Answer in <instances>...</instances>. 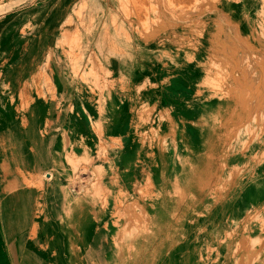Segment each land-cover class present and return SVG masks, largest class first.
Masks as SVG:
<instances>
[{
  "label": "crops",
  "instance_id": "0c3cea01",
  "mask_svg": "<svg viewBox=\"0 0 264 264\" xmlns=\"http://www.w3.org/2000/svg\"><path fill=\"white\" fill-rule=\"evenodd\" d=\"M173 25L185 42V23ZM213 34L204 60L162 36L163 48L145 55L158 64L140 60L133 45L143 42L123 43L129 52L105 35L96 55L103 71L91 76L97 90L81 99L53 62L58 99L41 96L17 113L30 133L1 132L0 143L15 137L10 151L0 145V264H264V71L256 65L264 55L226 58ZM41 56L19 62L24 93L36 72L26 63ZM243 61L250 69H239ZM208 77L224 80L221 89L201 86ZM29 184L46 188L44 212ZM207 250L223 260H208Z\"/></svg>",
  "mask_w": 264,
  "mask_h": 264
},
{
  "label": "rangeland",
  "instance_id": "374dc122",
  "mask_svg": "<svg viewBox=\"0 0 264 264\" xmlns=\"http://www.w3.org/2000/svg\"><path fill=\"white\" fill-rule=\"evenodd\" d=\"M94 1L96 0H0V122L4 125L0 124V136L2 130L10 133L13 131L30 133L32 126L28 120H24L23 115L21 117L17 113H26L29 102L37 101L41 96L45 101L49 98L52 101L58 99L55 95L53 62L56 64V71L59 68L66 69V73L73 77V86L79 99L92 96L97 90V79L91 76L95 75L94 71H103L96 57L102 52V46L99 47L98 42L102 43L106 37L114 39L115 43L121 44V49H127L129 52L131 47L123 43H133L135 39L137 42L151 43L152 46L134 44L133 48L137 49L136 53L143 55L140 56V60L152 59L158 64L154 56L151 58L145 55H151V50L163 48L156 43L160 42L162 36L172 34L171 38L178 37L182 31L167 29L174 26V22L185 23L183 39L185 42H180V38L175 39L176 42L172 46L174 49L185 44L183 49L192 51L198 48L197 52L201 59H207V43L209 38H212L210 35L214 33L215 49L221 50L226 58L236 56L246 58L257 52L264 55V0H227V14L225 10H221L227 5L226 0H144L143 12L135 14L122 13L124 7L119 6L121 0L113 2L105 0L103 3H96L95 6ZM59 10L67 14L61 15V12L58 13ZM214 11L218 12L211 18ZM121 15L125 18L121 17V21L118 22L113 21V17ZM194 19L196 20L193 21ZM52 20L56 21V27L48 28L47 23ZM124 20L134 22L131 29L125 28ZM225 23L231 29V38L226 36V42L225 32L222 31ZM247 26L249 30L244 29L243 33L242 29ZM102 27L105 29L101 30ZM233 40L243 47L242 51ZM24 53L42 54L38 63H26L28 65L26 70H30V75L36 71L26 81V93L22 87V80L17 83L18 78L23 77V71L19 70L18 65ZM164 55L166 56L157 58L170 57L166 53ZM226 58L216 57V60L224 61ZM259 59L256 65L264 71V56ZM32 65H35V68ZM238 67L250 69L249 61L239 62ZM212 82L208 77L201 86L220 90L224 84V80L219 85ZM201 98L205 97L202 95ZM63 100H66L65 96ZM18 101L25 109H8ZM35 177L47 180L46 175ZM25 187L29 190L27 194L36 195L38 192L42 194L41 208L44 212L47 203L46 188L32 184ZM240 249L241 247L238 248L239 252ZM207 254L211 256L208 260L212 262L223 260L219 254L215 255L214 251L207 250L206 256ZM241 257L240 253H234V262Z\"/></svg>",
  "mask_w": 264,
  "mask_h": 264
},
{
  "label": "bare ground",
  "instance_id": "6f19581e",
  "mask_svg": "<svg viewBox=\"0 0 264 264\" xmlns=\"http://www.w3.org/2000/svg\"><path fill=\"white\" fill-rule=\"evenodd\" d=\"M105 0H96V1H94V6L96 5V3H103ZM143 1L144 0H121L120 1V3H119V6H122V7H129V6H136V7H138V8H140L142 5H143ZM229 1V0H228ZM111 2H113V0H111ZM226 3H227V5L226 6H228V2H227V0L225 1ZM106 3H108V2H106ZM124 9V8H123ZM122 9V10H123ZM105 29V27H102L101 28V30H104ZM101 42V41H100ZM98 46L100 47V43L98 42ZM102 50H103V48H102ZM252 135H254V132L252 131ZM4 137L6 138V139H8L9 140V142L7 143V144H5L4 145V147H2V149L3 150H5V151H10L12 148H13V141H11V139H12V137H15V135L14 136H11V135H9V134H6V135H4ZM246 178L245 177H243L242 179H241V181H244ZM243 245H245V244H243ZM238 246L240 247L241 246V244H238Z\"/></svg>",
  "mask_w": 264,
  "mask_h": 264
}]
</instances>
